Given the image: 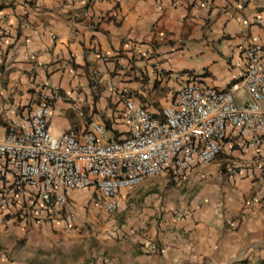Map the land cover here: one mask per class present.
Instances as JSON below:
<instances>
[{"label":"crops","instance_id":"obj_1","mask_svg":"<svg viewBox=\"0 0 264 264\" xmlns=\"http://www.w3.org/2000/svg\"><path fill=\"white\" fill-rule=\"evenodd\" d=\"M255 43L264 49V0H0V141L10 121L45 98L53 136L83 135L96 121L103 141L122 139L117 93L159 116L188 74L220 90L240 87L244 52ZM237 98L246 99L242 88ZM233 155L244 166L239 176L226 178L220 164L198 168L191 178L221 181L191 200L152 199L157 208L144 210L135 232L77 259L52 253V227L63 228L0 210V264H264V140L260 157ZM77 230L62 231L63 240L79 242Z\"/></svg>","mask_w":264,"mask_h":264},{"label":"built area","instance_id":"obj_2","mask_svg":"<svg viewBox=\"0 0 264 264\" xmlns=\"http://www.w3.org/2000/svg\"><path fill=\"white\" fill-rule=\"evenodd\" d=\"M114 17V16H113ZM241 86L220 90L188 74L156 116L124 93L128 133L103 141L104 125L91 121L83 135L50 131L49 99L25 111L5 128L0 141V210L27 225L58 226L75 231L80 214L74 191L93 190L108 213L124 210L125 196L150 179L165 177L181 184L194 170L221 156L234 179L244 170L235 152L255 150L264 140V49L244 52ZM242 88L246 99L239 104ZM252 201H256L255 199ZM179 212V217H184ZM151 251L159 247L150 244Z\"/></svg>","mask_w":264,"mask_h":264},{"label":"rangeland","instance_id":"obj_3","mask_svg":"<svg viewBox=\"0 0 264 264\" xmlns=\"http://www.w3.org/2000/svg\"><path fill=\"white\" fill-rule=\"evenodd\" d=\"M219 159L212 165L201 167L199 169H205L220 164L221 174L223 176L226 175L225 177L229 179L224 167L225 161L219 162ZM190 174L181 184L175 183L171 179L165 177L148 180L143 185L128 191L125 196L124 210L115 213H108L103 209V200H101L98 194H92L89 190L77 191L85 194L86 197L81 200L73 199L80 214V226L76 232L70 233L80 236L81 239L77 243L71 240H63L62 231L67 230H58L57 228L52 227L53 234L58 236V241L55 245L58 247L56 250L54 249L52 253L55 255L59 253V255H61L66 252V256H71L73 259H77L82 253L88 250L90 252L93 250H95V252H100L105 248L108 249L111 241L116 240V242H119V237L123 234L127 235L136 231L135 225L138 220H141L145 213V209L152 213L151 211L157 208V204L152 202V199L155 198L160 200L162 198V200L168 199L173 202L179 200H191L200 192V189L206 186L207 182L219 183V181H221L220 179L214 178L208 180L207 177L201 176L195 180V178H191ZM194 180L197 182L195 186L192 185ZM144 186H149V188L143 190ZM157 187L161 188L157 189ZM189 187L193 188L190 189ZM146 202H151V204L146 205ZM152 218L153 216L150 217V219ZM128 220L133 222L130 224V227L128 225ZM140 231H144V229H140Z\"/></svg>","mask_w":264,"mask_h":264}]
</instances>
